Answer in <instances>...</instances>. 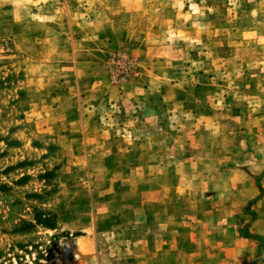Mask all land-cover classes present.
Masks as SVG:
<instances>
[{"label":"rangeland","instance_id":"374dc122","mask_svg":"<svg viewBox=\"0 0 264 264\" xmlns=\"http://www.w3.org/2000/svg\"><path fill=\"white\" fill-rule=\"evenodd\" d=\"M240 169L264 175V0H0V264H156L142 205L174 199L194 264L183 227Z\"/></svg>","mask_w":264,"mask_h":264},{"label":"crops","instance_id":"0c3cea01","mask_svg":"<svg viewBox=\"0 0 264 264\" xmlns=\"http://www.w3.org/2000/svg\"><path fill=\"white\" fill-rule=\"evenodd\" d=\"M254 173L241 169L236 171L238 183L225 186L221 192L211 193L207 215L200 213L194 220L190 219L187 227H183V232L188 231L189 240L184 241L189 242L188 256H194V264H246L256 255L254 241L239 234L245 225H249L250 234L264 237V175L259 185L252 179ZM171 202L157 200L147 202L146 207L143 202L142 227L159 226L155 235L145 237L147 245L142 252L147 255L146 262L180 263L181 206L175 199ZM249 203L255 215L250 223L244 214Z\"/></svg>","mask_w":264,"mask_h":264}]
</instances>
